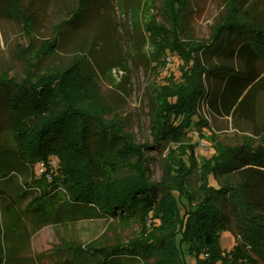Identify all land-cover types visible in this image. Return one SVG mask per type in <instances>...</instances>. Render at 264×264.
<instances>
[{
  "label": "trees",
  "instance_id": "16d2710c",
  "mask_svg": "<svg viewBox=\"0 0 264 264\" xmlns=\"http://www.w3.org/2000/svg\"><path fill=\"white\" fill-rule=\"evenodd\" d=\"M4 1L32 26L34 15L21 0ZM161 1L165 24H156L153 43L157 56L184 59V83L171 80L157 105L155 139L183 141L202 120V104L219 115L252 116L255 91L264 87L257 70L264 60L262 20L243 0H226L209 40H196L183 28L190 0ZM97 2L78 0L70 21ZM207 56L221 62L205 63ZM212 78L221 83L218 90L206 84ZM104 105L96 75L81 59L45 74L28 69L22 80L1 75L0 264H20L16 238L32 230L28 223L39 228L81 219L111 220V227L140 221L147 231L130 241L106 233L87 242L60 236L57 264H264V142L221 147L203 162L190 146L155 181L146 145L121 122L107 120ZM93 136L100 148H92ZM225 230L237 239L230 250L221 244Z\"/></svg>",
  "mask_w": 264,
  "mask_h": 264
},
{
  "label": "rangeland",
  "instance_id": "374dc122",
  "mask_svg": "<svg viewBox=\"0 0 264 264\" xmlns=\"http://www.w3.org/2000/svg\"><path fill=\"white\" fill-rule=\"evenodd\" d=\"M21 1L27 15H34L32 26H25L12 5L0 0V77L6 74L22 80L28 69L45 74L78 59L86 61L108 103L107 108L104 105L107 109L105 118L121 122L123 129L138 143L146 145L142 150L149 159L152 180H161L167 163H173L185 150L189 151L190 146L194 148L197 160L203 162L221 147H233L243 141L264 142V87L255 91L252 116L219 115L202 104L199 107L202 120L197 121L196 128L183 141L155 139L152 118L157 105L167 98L166 88L171 80L173 86L184 83V59L172 52L157 56L156 43H153L156 24H165L166 7L162 6L161 0H98L80 18L72 21L78 0ZM243 5L264 25V0H243ZM225 7L226 0H190L183 22L185 33L196 40H209L212 27L223 15ZM174 11L181 12L178 5ZM182 39L185 43L190 40L186 36ZM203 61L221 62L214 56L204 57ZM232 64L240 71L245 70L238 61ZM257 70L264 76V60L259 61ZM206 84L217 90L221 87L218 79H206ZM93 137L92 148H100L97 137ZM43 169L42 164L34 168L37 174ZM211 183L218 186L214 178ZM110 221L81 219L39 228L27 221L32 230L28 229L16 238L20 245V264H57L54 249L60 236L87 242L106 233L113 240L130 241L147 231L140 221L123 223L115 220L112 227ZM151 224L149 221L148 226ZM236 240L230 230H225L221 236V244L226 250H230Z\"/></svg>",
  "mask_w": 264,
  "mask_h": 264
},
{
  "label": "built area",
  "instance_id": "2783aa9c",
  "mask_svg": "<svg viewBox=\"0 0 264 264\" xmlns=\"http://www.w3.org/2000/svg\"><path fill=\"white\" fill-rule=\"evenodd\" d=\"M122 73V71H120Z\"/></svg>",
  "mask_w": 264,
  "mask_h": 264
}]
</instances>
